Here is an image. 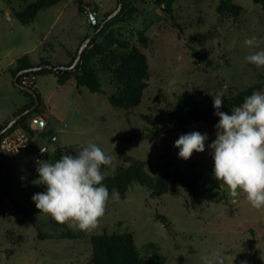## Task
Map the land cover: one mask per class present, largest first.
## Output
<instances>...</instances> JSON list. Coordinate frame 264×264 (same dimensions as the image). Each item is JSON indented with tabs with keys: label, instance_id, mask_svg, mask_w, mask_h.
I'll return each instance as SVG.
<instances>
[{
	"label": "rangeland",
	"instance_id": "374dc122",
	"mask_svg": "<svg viewBox=\"0 0 264 264\" xmlns=\"http://www.w3.org/2000/svg\"><path fill=\"white\" fill-rule=\"evenodd\" d=\"M35 0H0V82L7 74V64L27 53L34 59L47 50L41 44L57 13L65 6L64 19L72 17L77 3L64 0L49 10L40 11L35 20L20 24L12 15ZM82 8L97 14V24L104 26L115 17H108L118 7V0H81ZM242 7L238 17L220 15L216 8L220 0H176L170 10L154 0H129L132 12L126 21L108 24L106 34L138 46L149 66L148 86L141 104L132 109L110 105L108 96L91 93L86 88L74 89V81L59 87L52 75L35 77L34 89L40 94L39 107L52 117L41 132L32 131L35 144L19 154H5L8 177L5 204L0 207V264H88L91 257V237L105 229L108 232H129L134 245L144 259L158 257L164 264H203L202 256L218 251L223 264H264V210L253 209L243 194L233 198L226 186L213 176L214 161L208 147L216 138L218 119L192 125L185 132L154 133L141 119L150 116L158 125L167 120V105L174 106L176 98L187 92L204 104L217 94L230 96L255 86L264 93V67L247 63L245 57L264 49V7L252 0H231ZM76 3V4H75ZM83 13H77L82 18ZM96 24V25H97ZM93 29L86 25V34ZM144 33L148 44L144 48L138 35ZM57 34V33H56ZM256 36L259 48H249L244 40ZM78 41L74 52L82 43ZM49 49L53 63L68 60L55 42ZM69 47L70 42L60 40ZM94 62H98L95 59ZM104 90L112 91L109 74L98 63ZM31 78V77H30ZM34 77L31 79L33 80ZM17 92V91H16ZM17 97L13 102H17ZM198 131L207 134L205 151L194 152L190 159L179 158L175 141L183 134ZM55 138V141L49 142ZM95 143L112 158L111 165L102 170L111 176L126 164L122 155L144 163L154 177L161 166L172 162L178 168L193 165L195 172L207 178L209 186L217 187L226 196L225 202H212L204 196L192 197L182 189L177 196L163 194L151 197L148 190L133 183L124 197L109 200L99 227L92 232L74 230L58 224L49 215L39 213L32 196L46 190L33 184L38 179L37 161L31 153L41 147L46 155L39 161L55 162L58 150L70 155L82 146ZM29 216L10 215L14 204ZM157 216L164 217L166 226ZM10 231L22 237L16 244ZM66 232H82L78 239L58 238Z\"/></svg>",
	"mask_w": 264,
	"mask_h": 264
},
{
	"label": "trees",
	"instance_id": "16d2710c",
	"mask_svg": "<svg viewBox=\"0 0 264 264\" xmlns=\"http://www.w3.org/2000/svg\"><path fill=\"white\" fill-rule=\"evenodd\" d=\"M62 0H35L28 3L23 9L14 11L13 16L22 25H27L33 22L37 14L49 9ZM78 5V12L82 14L85 10L82 8L84 3L81 0H75ZM159 6H163L170 10L172 4L176 0H154ZM254 4L264 7V0H252ZM121 3L120 13L111 21L107 22L104 26L100 27L97 24L95 27H90L96 31L94 37L91 39L87 48L83 51L81 58L73 70H61V66H70L76 58L79 47L70 52L62 43L59 44L62 53L69 57V61L65 64L53 63L49 58V49H52L53 42L47 40L41 44L46 46L47 50L42 51L48 55L47 58L41 59L39 62H32L28 54H24L17 58L14 66L8 68L12 78L23 70L33 68L42 64H50L52 69H42L36 72L23 74L18 77L17 82L21 84L23 77H37L40 75H53L56 78L58 85H65L69 80L73 79L76 88H86L91 93H103L108 96L111 106L116 108L132 109L139 106L143 100L144 92L148 86L149 79V66L146 56L142 53L138 46L131 45L128 41L117 38L114 35L106 34V29L109 23L115 20L126 21L129 15L135 10L130 7L129 0H118ZM216 11L218 14H229L238 17L242 12V7L233 3L231 0H220L217 5ZM89 35H84L85 40ZM138 42L144 48L148 44V39L144 33L138 35ZM98 59V62H94ZM104 68L111 79L113 86L112 91L104 90L102 80L99 72L98 63ZM31 88L40 103V95ZM258 91L255 86L237 91L230 96H221L224 105L221 111L231 114V110L240 106L245 97L251 95L253 92ZM30 98V103L21 108L16 115L26 109L31 108L35 100L27 92H23ZM167 120L165 124L158 125L150 116L142 115L141 119L150 125V131L154 133H174L177 131L185 132L186 129L192 125H198L202 122H209L218 119L214 115L215 109L213 107V98H209L204 104L202 101L195 99L184 92L176 98L174 106L167 105ZM34 113H40L39 105L36 109L24 115L19 121L6 132H10L14 128L20 126L25 130L31 132L27 125V119ZM7 124L0 126L2 130ZM4 135V134H3ZM0 136V142L3 138ZM70 150V155H76L73 150ZM66 152L62 153L60 150L56 152L55 162L59 160ZM121 159L126 164L120 166L111 176L105 177L103 184L107 186L110 194L113 189L119 192V197H124L128 189L133 183H138L144 186L150 196L160 197L163 194H171L172 196L179 195L182 189L191 193L192 197L204 196L208 200L216 203L225 202L226 196L221 193L217 187L209 186L207 178L203 177L200 172H195L193 165H187L184 168H178L172 162H167L161 166L162 172L159 176H151L144 168V163L128 155H122ZM4 155L0 154V207L5 204L7 194L8 177L3 173L5 170ZM105 168L102 166L101 171ZM15 211L10 215H22L29 218L24 210L14 204ZM166 226L167 220L164 217L157 216ZM16 244L22 242V237L10 231ZM83 236L82 232L72 233L66 232L57 236L58 238H72L78 239ZM88 264H164L163 259L152 257L144 259L140 256L139 251L134 245L132 234L129 232H108L103 230L101 234L91 237V257ZM179 264H182V259H179Z\"/></svg>",
	"mask_w": 264,
	"mask_h": 264
},
{
	"label": "clouds",
	"instance_id": "9594fccd",
	"mask_svg": "<svg viewBox=\"0 0 264 264\" xmlns=\"http://www.w3.org/2000/svg\"><path fill=\"white\" fill-rule=\"evenodd\" d=\"M249 48H259L256 36L244 40ZM247 63L264 67V49L245 57ZM224 101L220 94L213 97L216 138L208 145L214 161L213 176L226 186L228 194L245 197L249 205L264 210V93L256 91L245 97L231 114L221 111ZM207 134L198 131L181 135L174 143L183 160L194 152L205 151ZM112 158L95 143L82 146L76 155H63L54 163L37 161L38 179L33 184L44 185L46 190L32 196L39 213L49 215L58 224L83 232L99 227L107 204L119 199L115 189L111 194L103 184L102 166L111 165ZM203 264H223L220 253L201 257ZM247 264V262H242Z\"/></svg>",
	"mask_w": 264,
	"mask_h": 264
},
{
	"label": "crops",
	"instance_id": "0c3cea01",
	"mask_svg": "<svg viewBox=\"0 0 264 264\" xmlns=\"http://www.w3.org/2000/svg\"><path fill=\"white\" fill-rule=\"evenodd\" d=\"M63 1L64 0H62L60 2H63ZM68 1L73 3V1H75V0H68ZM64 11H65V6L63 8H61V10L57 13V15L55 16L53 23L51 25V27L53 29H55V27L58 24H60V27H59V29H57V32H56L57 34L56 33L53 34L52 32L49 33L48 39H51L55 42L56 49H58V48L60 49V46H59V44H57V42L62 43L60 41L61 39L70 42L71 45L69 47L65 46V44H63V43L62 44L70 52H72L71 49L75 48V46L78 43V41L80 40V38H82L86 34V25L89 22L85 18L84 12H83L82 18H79V19L77 18L78 5H77V8H76L74 14L72 15V17H70L68 19L63 18L64 17L63 16ZM25 54H27V53H25ZM43 54H44V56L39 57L38 59H34L31 56H30V58H31L32 62L37 63L41 59L48 57V55L46 53L43 52ZM62 55L69 61V57L67 55H65L64 53H62ZM16 59H15V61H16ZM15 61L9 62L7 64V67H6L7 74L4 76L2 82H0V126L10 122L16 116V114L18 113V111L21 108H23L28 103H30V98L27 95H25L24 93H22L21 92L22 90H20L19 88H17L14 85L13 78L11 77V75L8 71L9 67L14 66ZM71 80H73V79H71ZM71 80H69L68 83H71ZM68 83H66L65 85H61V86L59 85V87H65ZM35 85H36V83H35V78H34L33 79V87H35ZM74 89L78 90L76 88L75 81H74ZM15 97H17L18 100H17V102L14 103L13 99ZM39 111H40L39 114L38 113L32 114L31 117H29L26 122H29V120L33 117H39V118H42L45 121V125H47V120H49V118L52 117L51 114L46 113L45 111L40 109V107H39ZM45 125H44V127H45ZM34 144H35V141H34L33 145Z\"/></svg>",
	"mask_w": 264,
	"mask_h": 264
},
{
	"label": "built area",
	"instance_id": "2783aa9c",
	"mask_svg": "<svg viewBox=\"0 0 264 264\" xmlns=\"http://www.w3.org/2000/svg\"><path fill=\"white\" fill-rule=\"evenodd\" d=\"M31 78L23 77L21 85L26 87H30L31 85H33V80ZM40 123L41 125H39ZM27 125L29 126L31 132H41L44 128L45 121L42 118L33 117L29 120V122H27ZM31 132L18 126L10 132L5 133L0 142V154H19L21 152L29 150L33 146V143L35 141ZM45 155V147L38 148L31 153V157L34 161H39Z\"/></svg>",
	"mask_w": 264,
	"mask_h": 264
},
{
	"label": "water",
	"instance_id": "95a60500",
	"mask_svg": "<svg viewBox=\"0 0 264 264\" xmlns=\"http://www.w3.org/2000/svg\"><path fill=\"white\" fill-rule=\"evenodd\" d=\"M121 7H122V5H121V3H119L118 7L116 8V10L114 12H112V14L108 17V19H111L112 17H115L118 14V12L120 11ZM84 16L87 19V21L91 24V26H93V27L96 26V24H97V20H96L97 19V14L95 12L86 11V12H84ZM102 25H103V23L100 24V27H102ZM95 33H96V31H93L85 40H83V42L79 46L76 58L73 61V63L70 66H61V67H59L61 70H73L76 67V65L78 64V62H79V60L81 58V55H82L83 51L87 48V46L89 45L91 39L94 37ZM52 68H53V66L50 65V64H42V65L35 66L33 68H30V69L23 70V71L19 72L15 78H13L14 85L17 88H19L20 90H22L23 92H27L28 94H30L34 98L35 103H34V105L31 108L26 109L23 112L19 113L10 122H8L7 125L2 130H0V136L5 134L14 125V123L19 121L24 115L33 112L36 109V107L39 105V101H38V99L36 97L35 92L31 88L19 84L17 82L18 77L23 75V74L36 72V71H39V70H42V69H52ZM39 125H41V123ZM52 141H55V138H52V139L49 140V142H52Z\"/></svg>",
	"mask_w": 264,
	"mask_h": 264
}]
</instances>
